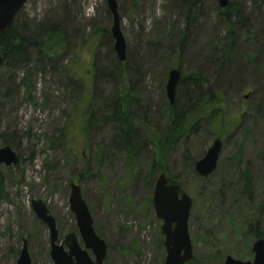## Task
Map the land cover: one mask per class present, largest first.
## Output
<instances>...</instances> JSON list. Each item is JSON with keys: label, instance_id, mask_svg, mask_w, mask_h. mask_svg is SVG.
<instances>
[{"label": "rangeland", "instance_id": "1", "mask_svg": "<svg viewBox=\"0 0 264 264\" xmlns=\"http://www.w3.org/2000/svg\"><path fill=\"white\" fill-rule=\"evenodd\" d=\"M75 2L71 11L79 34L70 40L61 62L75 81L72 91L64 87V80L37 73L31 78L33 90L28 101L19 86L23 74L0 69V134L14 142L11 149L18 157L16 165H0L4 185V197H0V264H16L23 240L32 264H53L49 232L33 213L32 201H41L54 218L60 242L73 233L84 249L69 209L71 183L80 187L93 229L106 243L102 264H164L162 222L155 217L151 202L154 181L161 172L153 166L156 147L150 141L155 136L161 143L166 137V74L177 68L181 75L203 72L208 80L205 88L223 94L221 104L207 110L208 114L215 111L210 128L202 116H197V123L164 158V175L172 177L181 192L192 199L188 219L191 264H222L227 256L252 261L255 239L248 226L254 229L257 224L264 238V0H229L241 7L238 18L245 19L237 25L234 15H229L231 36L218 14L216 0H203L186 30L182 17L172 10L171 0H116L126 44L123 67L131 83L128 95L138 99L144 111L131 106L133 128L139 143L145 142L133 175L125 168L124 151L111 144L115 134L112 124L98 125L88 137L81 131L84 111L93 99L95 57L98 67L108 69V78L98 86L102 99L113 94L120 67L111 64L116 55L106 0ZM57 5V0H28L20 19L40 21L55 12ZM183 32V51L177 59ZM98 38L95 50L96 41L92 40ZM230 38L231 53L223 65L228 80L221 86L217 83L221 46ZM233 123H237L235 129L225 133L226 125ZM63 129L68 136L61 138ZM215 139L222 141L216 168L200 179L194 163ZM4 146L0 139V147ZM245 170L250 177L248 195L240 178Z\"/></svg>", "mask_w": 264, "mask_h": 264}, {"label": "trees", "instance_id": "2", "mask_svg": "<svg viewBox=\"0 0 264 264\" xmlns=\"http://www.w3.org/2000/svg\"><path fill=\"white\" fill-rule=\"evenodd\" d=\"M57 2L58 5L56 10H54L55 12L48 14L40 21L21 20L22 10H20L8 29L0 36V51L2 55L1 68L10 72H21L23 74L19 81V86L23 88L24 97L28 101L31 99L33 90L31 78L37 73L51 74L52 77H55L59 81L64 80V87L67 90L72 91L75 87L73 77L68 71H65L61 67V62L70 47V40L75 34H79V29L75 27L77 24L75 15L71 11L76 2L75 0H57ZM202 4L203 0H171L172 10L182 17L185 22L183 27L184 30L192 24L193 15L200 10ZM240 10L241 7H235L231 2L228 3L225 9L218 8V14L224 18L223 21L225 25L229 27L228 34L230 36L232 30V25L229 20L230 14L234 15L235 24L242 25V21L245 22V19L241 20L238 18L241 15ZM181 36L177 59H180V55L183 51L182 43L184 40V32ZM92 41H96V50V48H98L97 44L99 38ZM232 44L233 38H230L226 46H221V64L217 71V83L221 86L227 85L226 81L228 80V76L223 65L228 62ZM126 60L127 59L120 63L116 58L113 59L111 63L113 68H116V65L120 67L119 82L116 84V88L111 97L109 96L108 98L102 99V94L101 92L99 94L98 86L102 81L106 80L109 75L106 73L108 69H104L105 67L102 68L101 66L98 67V58L95 57L93 99L92 103L89 106L87 105L88 107H86L84 111V116L86 118L80 128L82 133L88 137L90 130L95 129L98 125L106 123L112 124L115 128V134L113 135L111 144L114 147H120L124 151L125 168L129 174L133 175L140 148H142L145 142L139 143V134L137 130L133 128V112L131 106H134L143 113L144 111L138 99L128 95L131 83L127 79V70L123 67ZM210 64H212V61L209 62V65ZM106 67L110 68V66ZM178 69L179 68H177V70ZM206 86H208V80L201 71H191L180 76L173 104L169 105L168 101L166 103L169 124L166 137L161 143L156 141L155 136H153V139L151 138L152 140L150 141L156 147L153 152L155 161L153 166L157 165L160 168V174L166 172V167L164 165L166 152L170 147L176 144L182 135L188 133L190 128L197 123V116H202L200 119L206 121L207 128H210L212 124L211 121L213 120V116L211 115H214L215 111L209 110L210 114H208L207 110L212 105L221 104V96L223 94L221 90L210 92V88L207 89L205 88ZM210 87L215 89V85H211ZM219 118L220 116L217 121ZM189 120L192 121L187 123ZM236 126L237 123L227 124L224 132L230 133ZM60 136L61 138L67 137V129H63ZM0 139H2L3 145L13 149L15 148V144L12 140L3 139L1 134ZM102 155L103 151L99 146V161H101ZM165 176L168 183L175 182L172 177ZM148 178L153 182V177L151 175ZM240 178L244 182L243 192L248 195L250 181L248 170L241 172ZM3 189V180L0 177V197H4ZM247 217L249 216L247 215ZM257 227V224L254 229L248 226V230L252 232L253 239L261 238V234L258 232ZM95 232L99 235L97 231ZM192 261L193 259L188 263L191 264L193 263Z\"/></svg>", "mask_w": 264, "mask_h": 264}, {"label": "water", "instance_id": "3", "mask_svg": "<svg viewBox=\"0 0 264 264\" xmlns=\"http://www.w3.org/2000/svg\"><path fill=\"white\" fill-rule=\"evenodd\" d=\"M220 9L228 6L229 0H216ZM28 0H0V36L4 33L17 13L22 10ZM106 5L112 15L110 35L113 40V50L117 60L122 63L126 59V44L120 30V18L117 12L116 0H106ZM2 55L0 51V69ZM179 70H170L165 84V94L169 105L175 98L176 87L180 79ZM248 95L243 98L248 99ZM222 149V141L215 139L205 155L194 163V172L201 178H207L216 168ZM18 163L16 153L9 147H0V165L10 167ZM68 199L69 209L74 215L76 227L84 249L77 242L76 236L69 233L62 242L58 240V231L54 218L41 201H32L31 208L36 218L41 221L49 232V257L53 264H102L106 254V243L97 236L92 226V217L82 198L78 185L71 183ZM155 217L162 222L161 233L164 237V264H187L192 260L193 250L188 232V219L192 208V199L181 192L180 186L167 182L164 174L157 176L151 197ZM66 248V250L64 249ZM92 253L93 259L88 252ZM252 261H239L227 256L222 264H264V238H257L251 246ZM16 264H32L27 243L23 240Z\"/></svg>", "mask_w": 264, "mask_h": 264}]
</instances>
